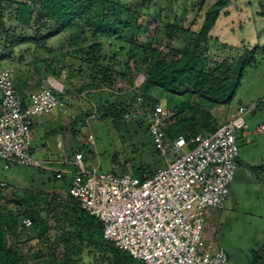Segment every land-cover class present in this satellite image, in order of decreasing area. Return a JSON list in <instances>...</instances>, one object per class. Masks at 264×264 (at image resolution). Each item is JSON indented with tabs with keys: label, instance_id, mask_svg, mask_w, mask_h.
Here are the masks:
<instances>
[{
	"label": "rangeland",
	"instance_id": "1",
	"mask_svg": "<svg viewBox=\"0 0 264 264\" xmlns=\"http://www.w3.org/2000/svg\"><path fill=\"white\" fill-rule=\"evenodd\" d=\"M10 1L14 0L1 1L4 19L0 23V70L7 66L16 68L21 63L26 69L39 73V82L54 86L66 107V111L58 116L61 121L59 132L72 140V146L68 145L70 158L74 160L77 152H83L85 159L100 171L117 174H133L134 166L142 164L151 165L150 170L165 166V158L156 153L152 135L145 125L146 107L139 97L132 98L133 94L139 93L147 75L145 71H137L133 61L129 62L130 43L125 38L130 36V31L119 23L141 24L136 42L147 44L151 41L165 58L171 59L174 56L172 49L191 47L206 9L217 0H205L203 5L199 3L201 0H158L155 13L151 15L147 14L146 7H137L140 0H126V4H118L117 11L110 12L109 21L115 30L110 37H93V30L83 24V20H77L73 26L45 42L18 41L15 45L13 39L30 37L33 32L15 20V7L10 6ZM227 1L204 49L206 68L218 69L220 74L249 55L247 49L257 47L258 51L256 60L249 62L243 71L237 98L228 109L225 106L218 109L220 114L226 113L222 123L237 110L240 99L249 108L264 102V0ZM128 6L132 7L129 11ZM168 22L185 29L190 27L192 32L177 31L173 38H168L165 30ZM95 41L103 45L101 65L112 70V78L103 79L99 67L94 69L86 62L88 47ZM45 44L54 47V52H47L41 46ZM45 58L50 70L46 68ZM153 96L165 107L179 101L177 97L170 96L169 99L161 89L154 90ZM118 101L124 102L128 108L123 119L115 120L106 109ZM256 109L255 116L250 113L245 116L248 134L243 130L236 132L239 164L230 184L226 207L218 210L217 217L208 222L206 228L207 238L225 248L230 264H264V170L260 168L264 166V131L255 132L264 124V104ZM89 134L95 138L92 144L87 142ZM40 142L41 137L33 133L32 148L37 150ZM33 152L36 158H41L38 150ZM71 170L65 175L66 183H61L51 169L25 164L7 167L0 159V181L7 183L0 207L17 211L16 199L20 200L26 193H56L63 199L50 205L44 200L37 202L48 221V234L23 242H17L14 236L7 234L8 245H18L21 251L20 264L61 263L67 249L65 238L75 230L80 212L67 198L76 167L72 165ZM34 235L31 233L30 237ZM86 243L76 237H72L69 243L78 264H111L109 254L86 246Z\"/></svg>",
	"mask_w": 264,
	"mask_h": 264
},
{
	"label": "built area",
	"instance_id": "2",
	"mask_svg": "<svg viewBox=\"0 0 264 264\" xmlns=\"http://www.w3.org/2000/svg\"><path fill=\"white\" fill-rule=\"evenodd\" d=\"M16 78L14 66L0 70V159L7 167L25 164L50 169V161L34 155L32 129L38 117L65 112V103L49 84L25 98ZM255 107L239 105L215 132L191 141L166 135L171 113L162 103L147 107L149 132L165 166L144 178L102 172L77 152L67 198L102 221L106 240L143 264H230L225 248L207 238L208 214L226 207L239 164L236 132L247 130L245 116ZM263 131L264 124L256 128ZM87 142H95L93 134ZM194 142L197 145L190 148ZM64 174L57 171L58 178ZM6 186L0 181V198ZM50 196L62 200L60 194ZM22 221L26 227L33 224L26 215Z\"/></svg>",
	"mask_w": 264,
	"mask_h": 264
},
{
	"label": "trees",
	"instance_id": "3",
	"mask_svg": "<svg viewBox=\"0 0 264 264\" xmlns=\"http://www.w3.org/2000/svg\"><path fill=\"white\" fill-rule=\"evenodd\" d=\"M1 1L0 23L4 19ZM184 1L195 2L197 0ZM204 2L205 0H201L199 3L203 5ZM227 3V0H217L211 4L204 13L201 27L191 40V47L172 49L174 56L171 59L165 58L159 49L153 47L151 41L147 44L136 42L135 36L142 28L141 24L128 21L119 23L121 27L130 31V36L124 37L130 43L129 62L133 61L136 70L145 71L147 75L139 93L133 94L132 98L139 97L146 108H153L160 103V100L153 96L156 89H161L169 96V99L170 96L179 99L177 103L166 107L170 111L171 117L165 127V132L172 139L184 136L188 141H191L192 138L197 139L215 132L218 127L224 124L226 121L222 123V119H225L226 113L220 114L218 109L222 106L228 109L231 106L241 85L245 67L249 62L256 60L255 54L258 48L254 47L251 50L247 49V52H250L249 55L243 56L237 63L227 67L223 73L218 74V69L206 68L204 49L208 40L212 38L210 31ZM9 4L11 7H15V20L33 32L30 37L24 36L18 37L16 40L13 39L12 44L15 45L18 41L21 43L27 41L45 42V40L55 37L73 26L77 20H83V24L93 30V37L98 35L110 37L115 33L114 25L109 21L110 12L117 11L118 4L120 6L126 4V0H30L26 2L14 0L10 1ZM157 5L158 0H140L137 3L139 8L140 6L146 7L148 9L147 14L150 15L155 13L154 7ZM131 8L128 6L126 9L129 11ZM175 17L177 21L176 14ZM165 30L168 32V38H173L177 31L180 33L192 32L190 27L185 29L171 22L166 24ZM41 46L47 52H54L55 50L54 47H47V44ZM102 51V43L93 42L88 47L86 62L92 64L94 69L99 67L103 79L112 78V70L101 65ZM44 61L46 63L47 58ZM46 68L47 70L51 69L49 64ZM263 104L264 102L259 105ZM259 105H256L255 109ZM127 108L124 102L118 101L116 104L108 105L106 110L114 116L115 120H119L124 118ZM145 125L149 131L146 117ZM196 145L197 142L191 143L190 148H194ZM154 149L159 155L156 147ZM150 167L151 165L145 164L138 167L134 166L133 174L140 178L150 176L157 170L155 168L151 171ZM260 168L264 170V166ZM54 177L61 183L66 180L65 174L62 178H58L57 172H54ZM40 200H44L50 205L60 203L63 199L51 197L50 194L26 193L20 200L16 199L18 202L17 211L0 207V264H20L22 260L18 245L13 247L8 245L7 234L14 236L17 242L32 238L40 239L48 234V221L37 205ZM70 202L80 211L79 221L77 224L75 223V230L70 233L68 238H65L67 249L60 259L61 263L57 264H78V259L73 257L72 246L69 245L72 237H76L81 242L86 241V246L95 247L109 254L111 264H143L128 251L105 239L104 226L101 220L82 209L74 201L70 200ZM22 215L32 219V226L26 227L23 224ZM31 233L35 235L30 237Z\"/></svg>",
	"mask_w": 264,
	"mask_h": 264
},
{
	"label": "crops",
	"instance_id": "4",
	"mask_svg": "<svg viewBox=\"0 0 264 264\" xmlns=\"http://www.w3.org/2000/svg\"><path fill=\"white\" fill-rule=\"evenodd\" d=\"M16 68V85L24 97L28 98L32 92L38 90L43 85L39 82L41 76L39 77V73L35 70L31 71L30 69H26L21 63ZM235 98H237V94ZM238 103V105H244L242 99ZM63 113V111L57 110L49 115L38 117L34 122L32 132L41 137V142L37 149L41 156L40 159L50 161L52 163V168L50 169L54 172L63 170L65 171V175H69L72 172L71 162L73 158H70L68 145L69 147L72 146V140L59 132L61 121L59 122L58 116ZM250 114L255 116L257 109H254ZM244 134H248V132L244 131ZM37 150L33 148V151L36 152ZM218 212V210L210 211L208 214V222H212L217 217Z\"/></svg>",
	"mask_w": 264,
	"mask_h": 264
}]
</instances>
